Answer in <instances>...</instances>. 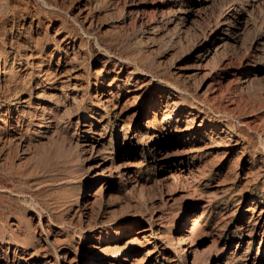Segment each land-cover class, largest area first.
Segmentation results:
<instances>
[{"label":"rangeland","instance_id":"1","mask_svg":"<svg viewBox=\"0 0 264 264\" xmlns=\"http://www.w3.org/2000/svg\"><path fill=\"white\" fill-rule=\"evenodd\" d=\"M139 1L149 4L141 12L145 25L138 20L133 24L128 4L116 0H0V68L6 71L0 89V262L6 257L9 264H16L20 255L48 240L42 227L63 225V240L55 248L65 245L71 255L78 251L75 264H84L87 257L79 252L83 241L71 233L67 209L69 204L78 207L85 193H94L102 183L97 179L104 175L102 195L91 217L129 218L112 228L122 234L147 226L150 230L141 238L144 245L134 255H145L148 264H185L176 259L169 242L183 217L190 215L200 219L193 235L203 256L199 264L219 260L264 264V218L258 219V207L264 204V0ZM223 25L227 43L216 49L212 33ZM65 36L81 41L84 55L78 63L88 71L96 68L92 43L97 38L113 55L136 58L144 68L177 80L193 95H206L210 106L233 117L216 121L217 129L208 140L187 144L184 153L183 146L171 142L175 123L167 122L158 129L168 142L154 154L145 143L125 138L128 129L132 133L146 119L131 117L123 130L111 123L100 124L106 104L104 98L99 104L93 97L92 84L83 83L75 101L69 89L58 90L52 97L42 93L37 84L39 70L57 67ZM180 65H188L193 75L178 76ZM29 95L27 107H19L18 100ZM223 138L239 144L232 151L204 147L209 139ZM91 142L100 143L107 152L104 168H94ZM160 156L164 158L159 160ZM134 162L141 167H127ZM126 171L137 184H126ZM92 234L85 233L94 240ZM154 236L165 242V253L157 261L146 255ZM12 252L17 253L15 260H11ZM40 261L45 260L29 264Z\"/></svg>","mask_w":264,"mask_h":264},{"label":"bare ground","instance_id":"2","mask_svg":"<svg viewBox=\"0 0 264 264\" xmlns=\"http://www.w3.org/2000/svg\"><path fill=\"white\" fill-rule=\"evenodd\" d=\"M116 2L117 4H119L120 2H123L124 5L128 4L129 12L131 14L130 18L132 19L133 24H136L137 20L140 22L141 25L146 24V19L144 18L143 14H141V12L148 7V3H140L139 0H116ZM186 14L191 15L190 11H187ZM188 17L189 16H185L184 19L187 20ZM87 19V16L83 17V21L85 23L87 22ZM80 26L81 29L84 31V26L82 25V23L80 24ZM223 29H225L224 25L219 26L212 33L211 42L218 43L216 49L225 46V44L227 43V28L226 31H223ZM62 43L64 46V51H59L57 67L54 68V70L51 66L39 70L40 74L38 77L40 79L37 81V84L42 87V93L46 92L49 96L52 97L57 94L56 91L58 90L63 93V90L69 89L72 91L69 97L73 101H75V98L79 96V90H81V88L83 87V83L86 82L87 85L92 84L91 86L94 89L93 97L98 99L99 104H101V98H104V103L106 104L102 106V110L105 111V114L103 115L102 119L99 120V122H101L100 124L104 123L103 125H106V123H111L114 124V127L121 126L120 130H123L125 126H127V124L129 123L131 117H140L146 119L145 124L140 125L138 123L137 129L134 130L133 128L132 133H130V130L128 129L125 133V138L128 136L127 139L129 140L135 139L138 143H145V145H147V148L154 154L158 153L162 145L168 142L165 135H163L158 129V127L164 128L167 122L175 123L174 128L172 129L174 133L173 135H171L172 137H170L172 138L171 142L174 145L183 146V148H180V151L184 153L186 151L185 147L188 146L187 144L191 145L192 143L197 142L199 140H208L209 134L217 129V126H215L216 121L227 122L229 118L233 117L227 111L217 110L215 108V105V107L210 106L207 101L208 98L206 97V95H204L203 98L200 97V95H193V93L190 92L186 86H181L177 82V80H169L166 78L159 77L153 71L144 68V66L140 62H138L136 58H128L113 55L108 49L102 47L97 38H94V42L92 43L93 53L95 56L94 66L96 68L91 69L89 71L87 70L85 64L78 63V60L84 55V49L82 47L81 41L78 42L76 39H72L68 36H65L62 39ZM184 47H186V45ZM188 68V65L178 66L176 70L177 75L183 78H190L193 75V72L192 70L189 71ZM5 74V68L1 67L0 89L2 88L1 84L6 80ZM246 79L244 80V83L247 82ZM122 97L126 98L124 99V102L120 104L119 100ZM29 102L30 95L29 98L22 97L20 98V100H18V106L25 108L27 107ZM135 105L136 107H134ZM107 117L108 121L105 122V120H107ZM238 123H241L242 125L247 126L248 128H252L248 124V122L244 120H238ZM93 128L95 127L90 126V129ZM95 133L97 134V132ZM99 135L103 136L102 132H100ZM225 139L226 138H223L222 141L218 142H212L209 139V141L204 147L212 149L220 147L222 149H229L230 151H232L239 144L238 140H230V138L228 139L230 140L229 142L228 140L225 141ZM90 147L92 152L91 155L95 154V158L93 157L94 159L90 155L93 160L92 163L94 168L103 167L109 160V157L107 156V152L105 151L104 147L101 146L100 143L93 144V142L90 143ZM163 158V156H160L158 159L161 160ZM127 167L139 168L141 167V163L134 162L127 165ZM108 168L110 167H106V169ZM125 174L126 184H137V179L135 180L129 173V171H126ZM102 176L104 175H101L100 178L97 179L102 183L97 187L94 193H85L82 202L80 203V205H78V207L75 208L74 205L69 204L67 209L71 216V233L74 237L75 235H78L80 241H83L79 252L80 254H83L85 257H87V261L84 264H148L149 260L146 261V258L144 257L145 255L143 257H138L134 255V253L138 252L144 245L141 241V238L145 237V233L150 230L147 226L143 224L131 234H122V232L120 231L112 232V228H115L114 225L118 223H125L127 220H130L129 218L126 219V217H115V215L112 216L105 214L98 215L95 218L91 217V209L97 203L99 197L102 195V189L104 184L101 179ZM169 178L170 177H168V179ZM108 205L110 207L113 206L112 203H108ZM253 211H255V208ZM96 213L98 212L96 211ZM36 217L38 218L39 223L41 224L43 216L39 214ZM262 218H264V204L259 205L258 207V219ZM144 220L148 221V219ZM148 222L151 225L152 223H154V220L150 218ZM191 222L192 225L189 226ZM199 223L200 219L197 215H194V217H191V215L183 217L182 225L179 229L176 230L175 238H173L172 241L169 242L170 249L174 253L176 259L184 260L185 264H187V260L189 261L191 257V264H199L200 260L203 257L197 252V248L193 240L194 232L200 225ZM48 225L49 224H47V226ZM96 230L97 232L92 234ZM41 231L45 232L48 240L44 242V245L42 247L29 250L28 252L20 255L18 258V260L20 261L16 264H29L30 262L35 261L39 258H44L45 261H40L36 264H75L77 257H79L78 251H74V253L71 255V249H69L65 245L59 247L58 249L55 248L56 242L63 240L61 239L62 234L64 233L63 225H58L55 229L51 228L50 226H48L47 228L42 227ZM86 232L92 234L94 240H90L89 235H85ZM104 232H106L107 235L104 234ZM151 233H153V231H150V234ZM51 237L53 238L52 240H50ZM163 253H165V242L162 237H157L153 241L152 248L146 252V255H151L152 260L154 259L157 261V259L161 258ZM15 255H17V253L14 252L13 258L10 259L15 260ZM3 260L4 262H0V264L10 263L9 258L5 257ZM217 264L223 263L219 260Z\"/></svg>","mask_w":264,"mask_h":264}]
</instances>
